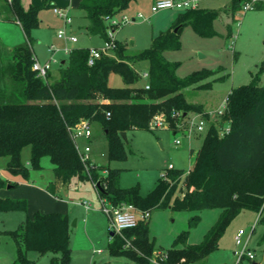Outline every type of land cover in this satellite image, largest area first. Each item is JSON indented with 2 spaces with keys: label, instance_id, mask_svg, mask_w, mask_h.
I'll use <instances>...</instances> for the list:
<instances>
[{
  "label": "trees",
  "instance_id": "16d2710c",
  "mask_svg": "<svg viewBox=\"0 0 264 264\" xmlns=\"http://www.w3.org/2000/svg\"><path fill=\"white\" fill-rule=\"evenodd\" d=\"M3 1L12 12V19L28 37L29 31L37 26L38 13L44 5L25 7L21 0ZM132 1L79 0L78 8L89 22L87 32L108 41L106 30L111 16L126 9ZM242 2L231 0L226 12L231 19ZM263 8L264 1L254 3V10ZM217 17L219 10L184 8L176 15V31L169 29L154 36L150 46L132 58L148 62V88L144 83L136 84L142 72L138 74L131 65V58L115 40L111 54L100 56L91 65L87 63L89 49L73 48L67 59L62 60L57 77L51 81L48 79L50 71L45 79L32 71L33 53L28 44L17 47L13 54L15 69L11 78L22 88L28 101L0 103V156L8 158L6 171L27 178L28 168L21 161L20 153L23 147L29 146L31 168L40 169L39 161L43 156L50 159L53 182L48 192L53 195L54 186H64L73 176H79L89 178L96 187L99 183L102 188L101 191L97 187L99 196L112 206L132 204L149 213L157 207L191 211L220 209L203 240L182 248L156 247L148 237V220L123 230L122 234L130 240V252L120 250L123 239L112 235L109 253L124 255L128 260L126 264H190L217 247L226 226L241 211L257 212V220L264 222V85L258 84V74L253 75L249 83L230 89L222 116L209 123L188 172L165 169L166 178L160 176L146 194L139 192L138 184L120 187L119 168L104 164L93 168L92 163L86 169L71 137L70 127L78 120L97 121L106 134L108 159H120L125 156L120 132L151 130L150 122L159 113L165 115L169 129L175 131V113L180 112L181 117L201 113L202 106L188 102L183 89L192 85L206 86L209 83L201 81L214 71H196L180 78L175 74L178 63L166 61L163 52L179 48V30L186 24L200 37L216 35L212 25ZM112 73L121 77L124 86L108 84ZM202 116L208 119L206 113ZM227 121L229 131L220 134V128ZM102 171L106 172L104 177L100 174ZM7 183L9 181L0 175V189ZM180 183L184 191L180 190ZM13 210H26V201L0 196V211ZM192 223L195 224L194 219ZM69 231L66 214L34 213L32 219L27 218L17 229L5 231L16 244L13 264H32L25 256L27 250L40 255L51 253L50 264H69Z\"/></svg>",
  "mask_w": 264,
  "mask_h": 264
},
{
  "label": "rangeland",
  "instance_id": "374dc122",
  "mask_svg": "<svg viewBox=\"0 0 264 264\" xmlns=\"http://www.w3.org/2000/svg\"><path fill=\"white\" fill-rule=\"evenodd\" d=\"M197 1L199 8L219 10V17L212 25L216 35L200 37L186 24L179 30V48L165 50L163 57L168 62L178 63L175 74L180 78L196 71H214L201 81L208 82L206 86L192 85L183 89L186 100L200 104L201 113H206L208 119L204 129L190 135L173 133L169 128L128 129L125 139L122 138L125 156L112 160L108 159L107 138L99 122L90 121L92 134L89 139H78L80 148L85 144L90 145L89 159L93 168L96 164H104L121 169L119 186L122 188L138 184L139 192L146 194L169 163L175 169L184 172L188 170L205 138L209 123L215 120L217 110L225 105L230 89L249 83L255 74L259 76L258 84L264 85V8L237 11L231 19L226 13L231 0ZM21 3L25 7L29 4L44 6L38 13L37 26L29 31L28 37L17 22L0 20V103L28 101L22 88L11 78L15 69L13 54L17 47L28 44L37 60L44 63L50 57V45L58 49L64 46L93 49L104 47L106 42L103 37L87 32L89 22L83 10L78 8L79 0H21ZM153 3V0H133L126 9L111 16L118 24L109 23L106 30V33L113 30V39L123 48L124 54L131 58V65L138 74L147 71L148 62L134 61L132 58L149 47L154 36L169 29L174 31L178 26L175 24L176 15L182 10L167 8L154 11ZM52 6L60 7L69 21L65 22L64 18L54 13ZM5 12L11 16L9 10ZM1 15L4 17V14ZM123 16L126 21L122 19ZM59 30H63L67 36H75L77 41L71 43L66 38H58ZM55 57L57 61L51 63L49 70L50 81L57 77L61 61L67 59V55L62 52L55 53ZM147 79L141 74L136 84L142 85ZM108 84L112 87L124 86L121 77L114 73L110 74ZM174 118L176 122H181L180 112ZM174 138H179L180 143L175 144ZM29 154L30 147H23L20 159L28 168L27 178L6 171L8 158L0 156V175L9 181L1 188V194L3 197L26 201V210L0 211V264H13L16 259V244L5 231L17 229L24 220L32 219L36 212H59L69 218V264H126L128 260L124 255L112 256L109 253V244L114 239L112 235L117 233L109 227L108 217L102 210L103 197L99 196L92 180L73 176L64 186H54V195L60 201L48 195L45 198L37 188L48 190L52 184V164L47 156H43L39 161L41 168L33 169L29 164ZM100 174L104 177L106 172ZM10 183L15 185L11 186ZM179 187L184 191L182 183ZM103 203H107L105 198ZM219 212V208L191 211L157 207L151 210L148 218L149 240L162 249L171 245L182 248L198 244L217 220ZM257 217V212L241 211L226 226L217 247L190 264H264V222L257 220ZM239 229L244 233L241 235V243H236L234 234ZM117 235L124 242L120 250L130 252L125 240L127 238L123 234ZM246 239V247L254 257L248 259L244 256L236 263L237 253ZM25 256L32 264H50L52 254L40 255L36 251L27 250Z\"/></svg>",
  "mask_w": 264,
  "mask_h": 264
},
{
  "label": "built area",
  "instance_id": "2783aa9c",
  "mask_svg": "<svg viewBox=\"0 0 264 264\" xmlns=\"http://www.w3.org/2000/svg\"><path fill=\"white\" fill-rule=\"evenodd\" d=\"M7 3H11V0H5ZM261 0H243L240 12H245L248 10L254 9V3ZM264 1V0H262ZM197 8L198 1L197 0H155L153 3V10L157 11L159 9H167V8H178V9H184V8ZM52 10L57 15L64 18L65 22L69 21V18H67L66 14L62 13V9L60 7L52 6ZM138 16H141V14H138ZM122 19L126 21V17L123 16ZM111 24H118L114 19L110 18ZM58 38H66L69 42L75 43L77 41V38L73 35H66L63 30H59L57 33ZM107 37L109 38L108 41L105 42V46L102 48H93L88 50V57H87V63L89 65L93 64L95 59H98L100 56L104 54H109L110 48L114 46V39H113V30H108ZM73 50V48L69 46H64L62 49L55 48L54 46L50 45L48 46V51L50 52L49 59L44 62L40 63L36 56L32 54V63H31V69L35 72L36 76L45 79L47 76V73L50 70L51 63H54L57 61V58L55 57V53L62 52L65 55H69L70 52ZM62 62V61H61ZM142 76H146L148 78L147 71H143ZM145 88H148L147 80L145 81ZM225 104H226V98H225ZM225 105L217 110L215 120L211 122L217 121L224 111ZM176 114V113H175ZM174 114V115H175ZM109 113H106V116H108ZM197 117V118H196ZM206 121L201 113H198L197 115H186L183 114L181 117V122H176L175 124V131L176 132H182L184 135L188 134L190 135L193 132H200L204 129L206 126ZM150 126L153 129L156 128H169V124L167 120L165 119V115L163 113H159L153 116ZM71 130V137L75 143L76 150L78 152V155L85 165V168H88L89 164H92L89 159V152L91 151V147L89 144H85L82 148L78 145V139H89L92 134L91 129V122L88 119H80L75 124H73L70 127ZM229 131V122L227 121L222 127L220 128V134H223L225 132ZM174 143L179 144L180 139L174 138ZM167 170L174 169V166L172 163H169L167 165ZM189 170V169H188ZM188 170L185 172L187 173ZM164 178H166L165 171L162 173ZM94 184V183H93ZM95 188L97 189L96 185L94 184ZM102 198V210L107 215L109 220V227L112 229L113 232H116L117 234L121 235L123 230L134 227L139 221H146L149 218V211L148 210H141L137 207H135L132 204H119L117 206H112L108 201L107 203H103ZM244 232L239 229L234 234V240L236 243H241V235ZM127 242V245H130V240L125 239ZM247 239L242 243V247L237 253V262H239V259L241 256H246L248 259H252L254 257L252 251L248 250L246 247ZM164 256V253L161 254Z\"/></svg>",
  "mask_w": 264,
  "mask_h": 264
},
{
  "label": "crops",
  "instance_id": "0c3cea01",
  "mask_svg": "<svg viewBox=\"0 0 264 264\" xmlns=\"http://www.w3.org/2000/svg\"><path fill=\"white\" fill-rule=\"evenodd\" d=\"M66 1V0H65ZM155 0H153V2H154ZM5 10H9L10 11V9L8 8V6L4 3V1L3 0H0V20L1 19H4V20H12V21H15V20H13L12 19V12L10 11L9 13H10V17L8 16V15H6V14H8V12H5ZM1 14H4V17H2V15ZM15 22H17V21H15ZM18 23V22H17ZM19 24V23H18ZM14 82V81H13ZM15 84H16V82H14ZM4 102H10V101H4ZM190 150H192V149H190ZM190 150H189V152H190ZM187 171V170H186ZM185 171V172H186ZM57 187H62V185H60V186H57ZM37 189H39L41 192H42V194H43V196L46 198V195H48L49 197H52L54 200H56V201H60V198H58L56 195H53V194H51V193H49L48 192V190H46V189H43V188H37ZM0 194H1V189H0ZM55 194V193H54ZM1 196L3 197L4 195L3 194H1ZM6 196V195H5ZM59 199V200H58ZM149 216H150V214H149ZM111 235V234H110Z\"/></svg>",
  "mask_w": 264,
  "mask_h": 264
},
{
  "label": "water",
  "instance_id": "95a60500",
  "mask_svg": "<svg viewBox=\"0 0 264 264\" xmlns=\"http://www.w3.org/2000/svg\"><path fill=\"white\" fill-rule=\"evenodd\" d=\"M176 29L177 28H175L174 29V31H176ZM63 62V61H62ZM120 136H121V138H123V139H125V132H120ZM97 187L99 188V190H101L102 191V188L99 186V183H97ZM74 223V222H73ZM111 235H112V232L110 233ZM253 264H255V263H253Z\"/></svg>",
  "mask_w": 264,
  "mask_h": 264
}]
</instances>
